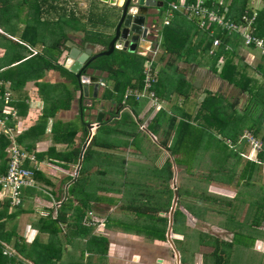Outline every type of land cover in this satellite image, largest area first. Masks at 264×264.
<instances>
[{"label":"crops","instance_id":"crops-1","mask_svg":"<svg viewBox=\"0 0 264 264\" xmlns=\"http://www.w3.org/2000/svg\"><path fill=\"white\" fill-rule=\"evenodd\" d=\"M9 1L6 3L11 6L19 3L18 0ZM124 2L125 0H30L29 11L27 7L18 15L16 9H13L8 13L11 18L9 21L1 18L0 113L7 108L16 111L8 124L15 128L14 138L17 145L34 157L33 161H25V166L34 171V184L23 190L22 204L16 208L9 206L8 200L2 196L0 190V213H6L7 216L2 220L5 227L0 232L8 231L11 234H9L11 237L9 244L2 240L0 244L13 248L16 237L21 236L29 241L27 255L31 258L36 256L37 259L41 256L39 253H43L44 256L47 248L53 246L54 256L61 253L55 264H77L78 260L86 258L88 260L80 264H99V261L100 264H226L220 252L221 254L225 252L231 257L236 245L242 250L264 256V227L259 226L261 220H264V207L259 206V198L264 197V183L255 179L264 177V163L260 162L259 158V154L264 152H253L251 146L246 150V145L249 144L246 136L252 137L264 147V122L260 133L256 135L253 129L248 128L251 123H256V104L253 105L256 111V118L253 121L251 117L249 121L243 120L242 123L231 119L229 106L233 105L231 109L236 110L237 115L242 114V110L251 109L252 105L249 108L243 105L242 108L237 98L240 94L246 95L247 103L250 96L213 73L206 63L207 58L194 61L193 54L188 50L179 56H175L176 54L170 56L162 45V35L154 38V42L151 41L149 50L140 53L135 50L131 53L141 59L144 58V62L147 61L151 65L150 69L157 81L148 91L154 93L155 102H153L157 105L146 97L139 101L133 98V102H122V104L104 99L105 90H109L112 83L108 80L107 72L101 70H89L99 80H105L100 86L96 99L80 98L76 84L68 80L63 73H60L61 71L50 69L44 71L42 75H34L29 71V58L44 55L45 42L50 43L49 40L43 41L39 38L41 34L47 37L50 34L42 30L45 24L49 28L53 23L58 24L57 21L64 17L65 13H74L85 30L94 32L103 25L104 35L92 42H85L84 45L83 32L80 30L67 32L69 40L82 49L91 47L94 49L93 53L100 52L107 49L108 42L113 37L110 31L114 29L120 18ZM2 3L0 0V8ZM51 4L54 10L48 13L46 11ZM173 4L180 6L188 2L178 0L177 3H171ZM221 6H224L223 12H226L225 5ZM38 9H41L42 13L37 16ZM103 9H112V11L107 15L103 13ZM147 10L149 14L146 26L148 28L154 26L157 35L161 34L159 30L161 31L175 19L172 12L168 18L169 24L164 25L167 12L159 23L157 18L161 15L160 8ZM26 11L28 17H25ZM90 13L96 20H89ZM99 14L105 15L107 21L97 20ZM25 26L41 28L35 43L33 37L30 38L32 44L22 42L21 33ZM193 34L194 32L191 31L189 36L192 43L196 42V39L198 41ZM60 35L58 30L56 37ZM106 37L111 38L104 44L103 40ZM240 45L241 51L237 50L233 61L239 72L247 75L251 80V83H245L244 90L255 92L254 87L264 86V81L262 78L259 79L260 70L257 65H253L249 55L254 56L258 52L244 48L242 43ZM66 51L63 47H58L53 49L55 55L49 56V52H45L46 58L57 59L58 64L63 65ZM19 56L25 58L22 61H27H21L20 64L16 61ZM188 59L189 61H186ZM168 60L171 64L165 66ZM138 66L139 68L136 69L142 71L143 86L145 67L143 68L142 64L140 67V63ZM261 75L264 77L262 73ZM135 79L136 77L132 79V84ZM129 88L131 87L127 89ZM6 92L11 93L13 98L8 103L4 102ZM145 94L147 95L148 92ZM208 94L215 96V99L217 97V100L214 99L203 105ZM46 102L48 106L45 105ZM53 103L59 106L55 113ZM48 107L53 114L47 120H41L44 109ZM99 113L102 114V122L96 128L88 127L96 124ZM157 117L159 121L155 123ZM221 117L227 118L228 128L223 123L222 126L217 127L215 120ZM207 120L213 121L212 126L217 128H208L204 125V121ZM180 122H188L202 130L191 128L181 130L178 127ZM214 133L230 143L227 145V155L218 164L219 166L212 165L213 157L218 152L216 149H207L204 153L206 161L194 162L198 161L195 157L197 149H186L184 154L181 149L178 150L173 146L178 136L183 134L187 139L200 141V146L205 142L216 145L213 139L217 136ZM98 136L100 139L105 138L101 142L99 138L97 139ZM162 142L165 146L161 144ZM84 145L80 165V169L84 168V180L74 192L75 197L72 201L62 209V204L67 202L69 197L70 187L78 177V174L75 176V171ZM76 149H78L77 156ZM85 152L87 157L84 160ZM247 153L250 158L243 159L241 155ZM227 159L229 162L226 163ZM250 162H253L255 167L248 180V173L247 170L246 173L244 172V168L251 166ZM167 163L170 165L168 166ZM184 165H186L185 171L191 174L196 182H199V175L192 173V168H201V171L206 172L200 175L205 178L206 183H202L201 186L197 185L198 183L193 186L183 183L178 194V169ZM224 165V170L230 172L225 178L220 176ZM115 182H118L117 191L113 188ZM131 183L147 184L135 193L129 192L130 195L139 196L126 205L132 206L140 202L151 206L152 210L158 209L156 214H148V211L146 213L151 215V218H167L166 241L150 238L149 231L144 228L148 219L146 213L144 216L134 213L135 223H131L130 215H125L126 198L122 193L125 194V191H129L131 187L135 188ZM192 189L199 190L192 192ZM175 192L177 200L171 218L169 241L167 238L169 217ZM198 195L204 198L203 201L197 199ZM81 198L88 199L86 201L88 209H83ZM181 199L188 201L189 205L179 206ZM169 201L168 212H164ZM194 203L199 209L191 207ZM7 204V212H4L3 207ZM177 208L180 212L174 217ZM82 212H84L83 219H87V213L92 212L94 219L101 221V225L97 223L91 226L89 233H83L84 235L81 231L77 232L74 225ZM58 214L62 222L59 223L58 234H53L48 220L43 224L39 221L48 217L55 219ZM121 217L124 221H121ZM21 218L25 219L23 225H29L26 230L19 229L20 225L16 224V220L20 221ZM138 223L140 227H137ZM161 229L153 234L160 235ZM86 235L102 236L107 239L104 255L101 256L97 247V251L86 247ZM80 243L82 248L79 249ZM201 248L207 249L209 253L206 255L199 253ZM214 249L221 256V260L217 262L214 259L215 254H211ZM77 253L79 256L75 257ZM22 259L25 263L31 264L26 258L22 257ZM249 259L247 258L242 264H249ZM53 262L50 260V263ZM238 263L241 264L240 260Z\"/></svg>","mask_w":264,"mask_h":264},{"label":"trees","instance_id":"trees-1","mask_svg":"<svg viewBox=\"0 0 264 264\" xmlns=\"http://www.w3.org/2000/svg\"><path fill=\"white\" fill-rule=\"evenodd\" d=\"M2 6L0 8V20L1 18L4 21H9L11 18L8 16V13L10 10L16 9V12L18 13V15H20L22 13L23 10H25L28 5H29V1L30 0H18L19 3L17 5H9L8 3H6V1L10 2L9 0H1ZM163 1V6L165 9H169V5L171 3H177L178 0H161ZM188 3H193L195 0H186ZM219 0H205V3L207 4V6L209 8H213L215 10H219L221 13L226 14V17H229L231 19H233L235 22H237V20L239 19V17L243 14H247L249 16H251L253 14V12L250 10V7H248L247 5V1L246 0H232L228 9V12H223V8L224 6H221L218 4ZM226 1V0H225ZM11 4V3H10ZM50 7L49 10H47L46 12H51V10L53 11L54 8L53 5H49ZM30 7V6H29ZM29 7H28V11H29ZM162 7L160 8V10H162ZM47 9V8H46ZM167 9V10H168ZM28 11H26V15L25 17H28ZM38 13L37 16L40 15L42 13V10L38 9ZM175 19L173 20L172 23H170L168 26H164L161 29V35H162V40H163V47L165 49V51L167 53H169L170 56H172L173 54H176L175 56H179V54H184V51H189V53L193 54V60H199L200 59H205L207 58L206 63L208 64L210 70L217 74L221 79L225 80L228 84L240 88L241 92H246L248 93V95L250 96L249 100L253 101V104H256V109H257V118H256V111L253 108L252 112H249L248 109L246 110H242V114L239 113V115H237V111L232 109V112L234 114H236L234 116V119L239 122L242 123V121H249V118L251 117V120L253 121V119H257L256 123H251L250 126H248V128L253 129V133L256 135L257 133H260L261 130V125L264 122V86H257L254 87L255 92L253 91H246L244 90L245 87V83H251L250 78L247 77V75L242 74L241 72H239L237 65L234 64V57L237 55V50L239 48V46H241V38L239 36L236 35H226L225 32H221L219 29H216L213 31V34H210L209 31H202V30H198L197 28V24L195 23V21H192L190 19H188L184 14H182L179 11H173ZM257 16L254 19L253 22V26H254V33L263 38L264 39V9H260L257 11ZM93 14L90 13L89 14V20H96L93 19ZM97 20H100L102 22L107 21L106 16L103 14H99ZM57 23H53L52 25L49 26V28L46 27V24L44 25V28L42 30L46 31V32H50V34L55 35L57 33V30H60L61 35L58 38H55V40L49 44L48 48L47 45L45 46V50H44V55H35L29 58V71H31L34 75H42L44 71L53 69V70H58L61 71L60 73H63L68 80H71L74 84L75 83V78H74V74L69 72L67 69H65L63 67V65H59L58 64V60L57 59H53V58H46L47 54L45 52H49L52 51L53 49H57L58 47H63L65 50H67V48L65 47V42L67 40H69L70 38L67 36V32L70 30L73 31H78L80 30L81 32H83L84 35V39H83V45L85 44V42H92L95 40H91L89 39V37L92 38V31H88L85 30L83 25L81 24L79 19H76L74 16V13H65L64 17H61ZM4 29H6V27H4ZM48 30V31H47ZM64 30V31H63ZM41 31L40 27H29V26H25L24 29L22 30L21 33V38H22V42L24 43H31L30 38L33 37V42L35 43V40L37 39L39 32ZM193 31L194 32V38H198V41L196 39V42L192 43V41L190 40L189 36H190V32ZM111 37H107L105 38L106 43L109 41L108 39H110ZM214 38H218L221 41V45L220 47L215 51L214 55H209L208 51L211 48L212 45V41ZM93 39V38H92ZM20 45V44H19ZM22 48L26 49L23 45H20ZM31 54V53H30ZM49 54V53H48ZM61 54V51H60ZM44 56V57H43ZM25 59L24 57H18L17 58V62H20ZM219 59H223V64L221 65L220 68L217 67V62L219 61ZM27 61V60H26ZM26 61H22V62H26ZM144 58H139L136 54H131L128 53L126 51H122V50H115L110 56H102L97 58L96 60H94L92 62V64L90 65L92 68H94V70H101L103 72H107L108 74V80L112 83V86L109 90H105V93L103 95L104 99H108V100H113L117 103H121L123 102V96L125 91H127L128 87L131 88H138L141 89L142 88V71L141 69H136L139 68V63H140V67L141 64L143 63ZM186 61H189L186 60ZM142 62V63H141ZM264 62V60H263ZM170 60H168L166 62V65H170ZM258 69L261 70L262 74L264 75V63L263 64H258L257 65ZM140 70V72H139ZM139 73V74H138ZM138 74V75H137ZM33 76H30V78ZM134 77H136L135 82L132 84V79H134ZM38 84V83H37ZM39 85V84H38ZM130 89V88H129ZM215 99V96H212L211 94H208V96L205 98L204 100V104H207L208 102L212 101ZM133 97L128 98L126 101H124V103H128V102H133ZM217 100V97L216 99ZM53 108H54V113L56 110H58V105L56 103L52 104ZM231 108L233 107V105H230ZM203 107V106H202ZM253 107V106H252ZM258 107H261L262 109L258 112ZM53 112L50 111V107L45 108L44 112L42 114V119L41 120H47L49 118L50 115H52ZM162 114V112H161ZM158 115H160V113H158ZM233 119V120H234ZM158 117L156 118V120L154 121L155 123L158 122ZM235 121V122H236ZM40 124V123H39ZM182 129L186 128V129H194L197 131H201L202 129H198L195 128L193 125H191L188 122H180L179 126ZM186 132V131H185ZM184 132V133H185ZM200 141L197 140H191V139H187L186 136L183 135H179L178 139L175 141L173 146H176L175 148H178V150H182L183 153L185 154L186 149H194L196 150L198 146H200ZM162 145L165 146L164 142L161 143ZM10 145V141L3 137L0 136V175L4 174L7 170V158H6V148ZM168 150H171L168 148ZM73 152V151H72ZM263 152V151H261ZM76 156L78 153V149L75 150ZM87 157V152H85L83 159L85 160ZM259 158L261 159L260 162L264 163V154L261 153L259 154ZM77 159V157H76ZM83 160V161H84ZM251 166H248L247 168H244V172L247 170L248 173V180L250 179L251 175L254 172V167L255 164L253 162ZM167 165L169 166L170 163H167ZM34 172V171H33ZM246 173V172H245ZM244 175V174H243ZM84 168L81 167V169L79 170L78 173V177L76 178V180L73 182V184L70 187L69 190V197L67 199V202L63 203L61 208L63 209L65 207V205L68 203H70L72 201V198L75 197L74 196V192L77 191L78 187L80 186V183H82V181L84 180ZM70 181L72 180V178L69 179ZM179 190L178 189V194H179ZM88 199H84L81 198V204L84 206L83 209H88V204L86 203ZM264 200V197H263ZM170 205V201L168 202L167 207L163 210L164 212H168V208ZM86 206V207H85ZM139 207L137 208V210L139 211H134V213L140 215H145L144 213H146L148 211V214H153V213H157L159 210L157 209H150L149 205L147 204H140L138 205ZM261 207H264V205H260ZM4 212H7V208H8V204L4 205ZM180 212L178 210V208L175 210L174 213V217H176V213ZM89 213H91V215H89ZM6 215V213L2 214L0 213V230L4 229L5 225L4 222H2L4 216ZM147 215V213H146ZM151 215H147L148 219H147V225L144 227L146 228L147 232L149 231V236L152 239H158L160 241H166V237H165V233H166V227H167V218H161V217H155V218H151ZM84 216V212H82V214L80 215V217L78 219H76L75 221V227L77 232L81 231V234H88L90 227L93 225H86V222H92L93 220H90L89 218H94V215L92 212H88L87 213V219H83ZM7 217V216H5ZM12 217V216H11ZM46 220H48V224L50 225V227L52 228L51 231L53 234H58L59 231V223L62 222L60 215L58 214L57 217L55 219H52L51 217L48 218H42L39 222L40 223H44ZM66 221V220H65ZM72 222L74 223V221L72 220ZM100 220H96L95 225L98 223L100 224ZM70 222H68L69 224ZM86 225V226H85ZM89 227V228H88ZM162 227V229H161ZM159 229L160 230V235L158 234H153V232H157ZM9 232L5 231L4 233L0 232V240H2L3 242H7L8 244L10 243V236H9ZM83 234V235H84ZM11 235V234H10ZM140 235V234H139ZM87 236V235H86ZM58 242V241H57ZM29 241L24 238H22L21 236H17L16 237V241H14L13 243V250L16 251V255L15 256H11L8 257L5 254H3V247L0 244V264H27L25 263V261L22 259L26 258L28 263L30 262L31 264H49L50 260L51 262H53L52 260H54L53 263L50 264H55L58 255L61 253L59 252L58 255L54 256V251H53V246H50V249L47 248L46 252H44V256L43 253H39V255H41L40 257H38V259H34L31 258L30 256H28L27 254V248H29ZM87 243L89 244V247L87 248H91L95 251L96 247L98 249H100L99 253L104 255L106 248H107V244L108 241L106 238L102 237V236H87ZM34 245V242H33ZM32 245V246H33ZM216 249H214V252H212L211 254H215L214 255V259L217 262V260H221V256L219 254H217V252L215 251ZM29 251V250H28ZM53 256V257H51ZM46 257V258H44ZM39 259H43V260H39ZM23 260V261H22Z\"/></svg>","mask_w":264,"mask_h":264},{"label":"built area","instance_id":"built-area-1","mask_svg":"<svg viewBox=\"0 0 264 264\" xmlns=\"http://www.w3.org/2000/svg\"><path fill=\"white\" fill-rule=\"evenodd\" d=\"M132 9V13H134L136 9ZM173 11H180L189 18L197 19V26L202 31H209L210 34H213L214 30L219 29L221 32H225V34L228 36H239L244 48L257 51L260 58L264 60V39L254 33L253 22L255 18L253 17V14L249 16L245 13L239 17L237 22H235L233 19L229 17L226 18L225 15L223 16V13H221L219 10L209 8L205 3V0H195L193 3L184 5L181 4L180 6L174 4L170 5L169 10H167V18L163 21L164 25L169 24L168 18L171 16ZM153 27L154 26H152V28ZM154 38H158L157 34L154 36ZM148 40L153 41L151 39ZM220 45V39L214 38L208 54L214 55L215 51L220 47ZM222 64L223 59H219L216 65L218 68H220ZM150 66L151 65L149 64L145 67V76L142 88L127 89L123 96V103L130 97H133L136 101L146 97L152 102H155L154 93L151 90L148 91L157 81L152 70L150 69ZM146 92H148L147 95L145 94ZM12 100V94L6 92L4 94V102L8 103ZM154 102L153 104L157 105ZM15 114L16 111H12L10 108L2 110L0 113V136H3L10 141V145L6 148L7 170L4 174L0 175V190L2 196L8 200L9 206L11 208L19 207L22 204L23 190L27 187H31L34 184V172L31 168L25 166V161H33L34 157L17 145L14 138L15 128L10 127L9 125V121L13 119L12 116H15ZM246 139L251 146V151L264 152V147L261 144L258 145L257 141L252 139V137L246 136ZM89 215H91V213H89ZM89 219L93 221L86 222V225H95L96 220L92 217ZM5 248L6 249L3 248V254L11 257L12 253H9L8 247Z\"/></svg>","mask_w":264,"mask_h":264},{"label":"rangeland","instance_id":"rangeland-1","mask_svg":"<svg viewBox=\"0 0 264 264\" xmlns=\"http://www.w3.org/2000/svg\"><path fill=\"white\" fill-rule=\"evenodd\" d=\"M82 1V0H81ZM231 1L232 0H219V5H225V7H226V11L228 12V9H229V6H230V3H231ZM247 1V5H248V7H250V8H252V10H254V11H252L253 12V17L254 18H256V16H257V11L258 10H260V9H264V0H246ZM171 5V4H170ZM170 5H169V7H170ZM80 7V6H79ZM168 9V8H167ZM167 9H165L164 7H162V10H161V15H159V17L157 18L158 20H159V23H161L162 22V19L166 16V12H167ZM111 11H112V9H103V13H105V14H107V15H110V13H111ZM226 16V14H224L223 13V16ZM226 18H228V17H226ZM190 20H192V21H195V23L197 24V22H198V20L197 19H195V18H190ZM117 25V24H116ZM116 25H115V27H116ZM115 27H114V29H112V31H110L111 32V34L112 35H114V33H115ZM112 28V27H111ZM149 30H150V32H151V40H154V36L156 35V33L154 32V30H155V27H149L148 28ZM58 31V30H57ZM64 31V30H63ZM113 32V33H112ZM159 32H161L160 30H159ZM92 38L91 37H89V39H90V41L91 40H94V37H95V39L96 38H100L102 35H104V26L102 25L100 28H98V29H96V30H94V32L92 31ZM159 35H161V34H158L157 36H159ZM150 37H149V39H150ZM41 40H43V41H46V40H49V42L50 43H48V44H51L54 40H55V38H57L56 37V34L55 35H53V34H48V37L47 36H44L43 34H41V36L39 37ZM107 38V37H106ZM154 42V41H153ZM103 43L104 44H106V40H105V38H104V40H103ZM109 43V42H108ZM45 44L47 45V48H48V44L45 42ZM239 48H240V46H239ZM238 48V50L239 51H241L240 49ZM47 53V52H46ZM56 53L55 52H53V50L52 51H49V56H52V55H55ZM249 55V54H248ZM55 58H57V57H55ZM249 59L251 60V62L253 63V65L254 66H256V65H258V64H263L264 62H263V60L260 58V56L257 54V55H249ZM147 60V59H146ZM142 63V62H141ZM142 65H143V68L144 67H146V66H148L149 64L147 63V61H146V63L143 61V63H142ZM258 73L260 74V77H259V79H263V81H264V77H262V75H261V70L260 71H258ZM264 83V82H263ZM247 96L245 95H243V94H240V96H239V98H237V101H239L240 102V105L242 106V108L244 107L243 105H246L248 108L250 107V105H254V104H251V102H253V101H249V99H248V102L246 103V101H245V98H246ZM249 102H250V104H249ZM246 103V104H245ZM254 103V102H253ZM45 105L46 106H48V102H46L45 103ZM229 109H230V111H229V115H230V117H231V119H234V116L236 115V114H234L233 112H232V109H231V106H229ZM262 108L261 107H258V112L261 110ZM249 110V112L250 111H252L253 110V107H251V109H248ZM238 114V113H237ZM223 117H221L219 120H215V121H217V127L219 128L220 126H222V123L223 124H226V128H228L229 127V123H228V120H227V118H223ZM221 119H222V121H221ZM208 121V120H207ZM204 121V125H206L208 128H212V127H215V128H217L216 126H212V124L214 123L213 121ZM214 135L215 136H217V133H214ZM100 139V137L98 136L97 137V139ZM105 138V137H104ZM104 138H102V139H100V141L102 142V140L104 139ZM215 138V137H214ZM202 140H204V139H202ZM214 141H215V144L216 145H211V144H209V143H204V141H202V143H204L203 145L205 146V147H203V145L201 144V146H199V147H197V152H196V154H195V157L197 158V160L198 161H194V162H199V161H201V162H204V161H206L207 159H206V157L204 156V153L207 151V149L208 148H210L211 150H213V149H216L218 152L215 154V156L213 157L214 159L212 160L210 157H209V160L211 161H213L212 162V165L213 164H215V165H217V166H219L218 164H220L221 162H222V160H224L225 159V157H226V155H227V152H228V150H227V145H229L230 143L228 142V141H226V140H224V138H221V137H219V136H217V138L216 139H213ZM247 140V139H246ZM226 141V142H225ZM258 143V145H260V143L259 142H257ZM232 146V145H231ZM247 147H246V150L248 149V146H250L249 144L248 145H246ZM233 147V146H232ZM231 147V148H232ZM230 148V147H229ZM244 152V151H243ZM242 157H243V159L244 158H247V157H249V155H248V153L247 154H244V155H241ZM250 158V157H249ZM227 162H229V160L227 159V161H226V163ZM225 165H227V164H225ZM225 165L223 166V172H221V174H220V176H222L223 178H225V176H228L229 174H230V172H227V171H225L224 170V168H225ZM185 166L186 165H184V166H182V167H179V169H178V179H177V181H178V183H179V188H180V186H182L183 185V183L185 184V185H188V186H193V184H195V183H198L197 185H199V186H201L202 185V183H206V180H205V178L202 176V177H200V175L201 174H205L206 172H204V171H201V168H192V170H191V172L192 173H196V174H198L199 175V179H198V181L199 182H196L195 181V178H193L192 176H191V174H188V172H186L185 171ZM194 166V165H193ZM195 166H196V164H195ZM202 169L204 170L205 168H204V166H202ZM204 172V173H203ZM208 175V174H207ZM153 178H154V176H153ZM152 178V179H153ZM203 178H204V180H203ZM257 181H262V183H264V177H256L255 178ZM156 180V179H155ZM184 181V182H183ZM192 181V182H191ZM217 183H219V182H217ZM147 183H131V186H134L135 188H132L131 187V189L129 190V191H125V194H123L122 193V195H124L125 196V202H124V206H125V211H124V213H125V215L126 216H129V218H130V221H131V223H135L136 222V215L134 214V211H135V209H136V211H138L137 210V208L139 207L138 205H140L141 203L140 202H137V203H135V204H133L132 206H129V205H126V203H128V202H130V200H135V198H137V196H139V195H137V194H133V195H130L129 194V192H133V193H135V192H137L138 190H139V188H143L144 187V185H146ZM157 183H155V185H156ZM234 184V183H233ZM114 185H115V187H113L114 189H115V191H117V189H119L118 188V182H115L114 183ZM183 187V186H182ZM113 188H108L109 190H113ZM176 189V188H175ZM182 189V188H181ZM226 189H227V187H226ZM186 190H188V189H186ZM196 190H199V189H196ZM195 189H192V192L193 191H196ZM198 193V192H197ZM189 195H191V194H189ZM138 199V198H137ZM198 200H202L203 201V199L204 198H202V196H199L198 195V198H197ZM260 200H259V206L260 205H264V200H263V197H261V198H259ZM194 201V200H193ZM182 204V205H181ZM178 205L179 206H188L189 205V202L188 201H185V200H180L179 201V203H178ZM191 207H193L194 209H199L198 208V205H196L195 203H194V205H191ZM179 210V209H178ZM138 213H139V211H138ZM168 215V214H167ZM261 215H262V213H261ZM134 216H135V218H134ZM123 220V218L121 217V221ZM24 221H25V219L24 218H21L20 219V221L18 220H16V224L17 225H20L19 226V229H25L26 230V228L29 226V225H23V223H24ZM124 221V220H123ZM115 222L116 223H118L116 220H115ZM25 224V223H24ZM23 225V226H22ZM259 226H261V227H264V220H261V223H260V225ZM22 227V228H21ZM137 227H140V224L138 223V226ZM33 232V231H32ZM26 241H27V239H26ZM72 242V241H71ZM2 245V247L4 248V249H6L5 247H4V245L3 244H1ZM80 246H79V249H80V247L82 248V244L80 243L79 244ZM86 247H89V244L87 243L86 244ZM11 246L10 247H8V249H9V253H12V255L13 256H15L16 255V251H14V250H11ZM3 249V250H4ZM234 249H235V251H234V253L231 255V257H228L227 255H226V253L225 252H223L222 254H221V252H220V255L225 259L224 261L226 262V264H239L238 263V261L240 260V263L242 264L244 261H246V259L247 258H250L249 259V264H262V262H264V256L263 255H261V254H256V253H254V252H252V251H248V250H242L241 248H239L237 245L234 247ZM27 250H29V248H27ZM75 252H73V254H74ZM199 253H201V254H204V255H206V254H208L209 252H208V250L207 249H203V248H201L200 249V252ZM71 255H72V252L70 253ZM89 255H90V253H89ZM76 256H79V254L77 253L76 255H75V257ZM228 257V258H227ZM34 259H36L37 260V258H36V256L34 257ZM39 260H43V259H39ZM88 260V258H86V259H83V260H78L77 261V264H80V263H82V262H85V261H87ZM262 261V262H261ZM101 263V261H99V264ZM66 264V263H65ZM68 264H71V263H68Z\"/></svg>","mask_w":264,"mask_h":264},{"label":"water","instance_id":"water-1","mask_svg":"<svg viewBox=\"0 0 264 264\" xmlns=\"http://www.w3.org/2000/svg\"><path fill=\"white\" fill-rule=\"evenodd\" d=\"M162 6L163 1L161 0H125L120 18L115 27V33L110 39L106 50L93 53L94 49L91 47L82 49L71 40H67L65 42L67 51L63 67L74 74L75 83L80 98L96 99L100 86H102L105 81L104 79L99 80V78L93 76V73L89 71H94V68L90 66L94 60L102 56H110L115 50H122L128 53H133L135 50H137V52L140 53L143 50L150 49L151 41L148 40V38L151 36V34L148 27L146 26L147 15L149 14L147 9H158ZM132 8L136 9L134 13H132ZM101 117L102 114L99 113L97 115L96 124H93V126L89 125L88 127H98V125L102 122ZM84 149L85 145L83 146L82 152L80 154L79 163L75 171V176L78 174V171L80 169ZM176 200L177 194L175 192V197L173 199L169 217V234L167 235L169 241L170 228L172 223L171 218L174 207L176 206ZM176 257L177 262H179V256L177 255Z\"/></svg>","mask_w":264,"mask_h":264},{"label":"bare ground","instance_id":"bare-ground-1","mask_svg":"<svg viewBox=\"0 0 264 264\" xmlns=\"http://www.w3.org/2000/svg\"><path fill=\"white\" fill-rule=\"evenodd\" d=\"M114 1V0H113Z\"/></svg>","mask_w":264,"mask_h":264}]
</instances>
